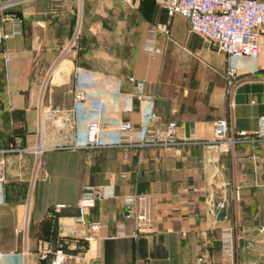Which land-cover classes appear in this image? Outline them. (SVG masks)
Here are the masks:
<instances>
[{
    "label": "crops",
    "instance_id": "0c3cea01",
    "mask_svg": "<svg viewBox=\"0 0 264 264\" xmlns=\"http://www.w3.org/2000/svg\"><path fill=\"white\" fill-rule=\"evenodd\" d=\"M163 9L160 0H28L0 12V30L15 34L0 46V264H49L39 242L55 250L75 238L94 264H197L200 244L207 264H264V141L255 137L264 115V36L259 59L240 62L229 97L227 57L183 17L174 26ZM130 78L151 101L138 98ZM76 88L84 97L77 107ZM223 118L232 137L245 131L252 140L229 153L199 144L214 139L213 123ZM93 120L140 130L174 123L182 145L59 148L76 131L82 139ZM86 186L114 196L75 223ZM141 193L156 199L155 228L133 238L123 198ZM57 205L68 208L54 216ZM91 222L101 229L90 231ZM26 223L27 245L19 234ZM225 232L236 237L234 263L221 252Z\"/></svg>",
    "mask_w": 264,
    "mask_h": 264
},
{
    "label": "built area",
    "instance_id": "2783aa9c",
    "mask_svg": "<svg viewBox=\"0 0 264 264\" xmlns=\"http://www.w3.org/2000/svg\"><path fill=\"white\" fill-rule=\"evenodd\" d=\"M25 1L28 0H0V12ZM120 1L130 2L131 0ZM163 7L169 19L177 15L183 17L188 21L191 32L202 35L209 47L216 48L227 57L228 66L225 77L228 82L227 94L230 97L241 76L240 62L244 60L256 62L259 59L260 38L264 36V0H164ZM157 29L166 35L169 34L167 26H158ZM13 35L15 34H6L0 30V46ZM78 35L79 30L67 50L76 44ZM148 52L151 56H155L162 53V50L149 48ZM130 81L136 83L140 100H152L151 97L144 94L143 84L134 78H130ZM72 93L77 107L83 102L84 97L78 88L74 89ZM229 107L234 108L232 101L229 102ZM213 137L211 142H199V144L209 149L229 153L237 143L252 140L245 131L239 132L236 137H232L230 135V123L226 118L213 123ZM255 137L264 141V115L259 118V129ZM19 143L21 141H18ZM181 145L182 143L177 139V127L174 123L170 124L166 130H140L129 121H121L112 127L100 120H93L87 123L82 139L76 131L71 142L59 148L71 151H96L109 148L176 150ZM39 148L41 149V146ZM37 153L39 155L41 152ZM90 159V157L87 158V160ZM113 196V192L108 191L105 186H86L76 205L78 216L73 219L74 222L84 224L88 211L98 201ZM123 202L125 206L123 218L134 225L131 234L133 238L153 231L157 211L156 199L153 195L148 193L128 195L123 198ZM217 207L219 210H223L225 203H219ZM66 208H68L66 205H57L53 211L55 214H60ZM89 229L92 232H98L101 229L100 222L89 223ZM19 234L27 245L28 223L19 231ZM90 241H92V237L86 239V242ZM203 246L200 244L197 247V264H207L210 261V254ZM39 247L41 259L50 258L49 264H68L69 261H75L77 264H94L93 259L87 257L86 245L78 238L61 244L55 250L42 241L39 242ZM221 252L227 261L234 263L237 248L236 237L232 232H225L221 237ZM3 256L0 253V259Z\"/></svg>",
    "mask_w": 264,
    "mask_h": 264
},
{
    "label": "rangeland",
    "instance_id": "374dc122",
    "mask_svg": "<svg viewBox=\"0 0 264 264\" xmlns=\"http://www.w3.org/2000/svg\"><path fill=\"white\" fill-rule=\"evenodd\" d=\"M132 1V0H131ZM130 1V2H131ZM160 2L162 3V6H163V2H164V0H160ZM164 8V7H163ZM164 11H165V9H163ZM170 21H171V23H173V25L175 26V24H176V19H175V17H173V18H171L170 19Z\"/></svg>",
    "mask_w": 264,
    "mask_h": 264
},
{
    "label": "trees",
    "instance_id": "16d2710c",
    "mask_svg": "<svg viewBox=\"0 0 264 264\" xmlns=\"http://www.w3.org/2000/svg\"><path fill=\"white\" fill-rule=\"evenodd\" d=\"M53 214H54V216H57L58 215V214H55L54 211H53Z\"/></svg>",
    "mask_w": 264,
    "mask_h": 264
}]
</instances>
